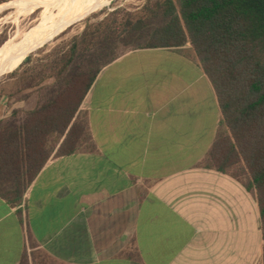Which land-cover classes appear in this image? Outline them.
<instances>
[{"label": "crops", "instance_id": "obj_1", "mask_svg": "<svg viewBox=\"0 0 264 264\" xmlns=\"http://www.w3.org/2000/svg\"><path fill=\"white\" fill-rule=\"evenodd\" d=\"M81 110L91 148L0 198V264H264L256 190L212 167L223 116L191 44L123 54Z\"/></svg>", "mask_w": 264, "mask_h": 264}, {"label": "trees", "instance_id": "obj_2", "mask_svg": "<svg viewBox=\"0 0 264 264\" xmlns=\"http://www.w3.org/2000/svg\"><path fill=\"white\" fill-rule=\"evenodd\" d=\"M188 44L213 84L223 116L212 167L247 177L246 188L258 195L264 237V0H148L139 12L118 9L87 27L58 70L49 99L23 122L0 124V198L20 205L54 152L57 158L70 156L82 151L83 140L91 141L81 106L100 72L122 56L120 47ZM89 48L95 51L89 68L69 72L79 51ZM21 264H29L26 257Z\"/></svg>", "mask_w": 264, "mask_h": 264}, {"label": "rangeland", "instance_id": "obj_3", "mask_svg": "<svg viewBox=\"0 0 264 264\" xmlns=\"http://www.w3.org/2000/svg\"><path fill=\"white\" fill-rule=\"evenodd\" d=\"M3 1L0 0V7L3 6L0 8V50L12 41L27 42L34 34L50 29L60 31L45 45L26 55L14 70L0 78V124H19L25 120L28 112L43 104L56 90L59 83L57 72L61 65L70 60L69 53L75 39L80 38L87 27L93 29L108 14L118 9L130 13L139 12L148 0H81L72 12L73 15L69 10L75 6V1L28 12L17 8L20 2L26 0L1 3ZM70 15L72 18H69ZM82 50L69 64V72L89 68L90 55L95 51L89 48L90 51L84 54ZM129 51V48L120 47L117 54L123 55ZM90 144L88 138L83 140L80 150L89 149Z\"/></svg>", "mask_w": 264, "mask_h": 264}, {"label": "bare ground", "instance_id": "obj_4", "mask_svg": "<svg viewBox=\"0 0 264 264\" xmlns=\"http://www.w3.org/2000/svg\"><path fill=\"white\" fill-rule=\"evenodd\" d=\"M68 1L76 2L75 6H73L72 9L69 10V13L72 14L74 9H76L78 4H80L81 0H26V1L20 2L19 5L17 4L18 5L17 8L23 9V11L28 12V11H33L36 8H40L44 6L57 7L63 3H67ZM69 18H72L71 15L69 16ZM59 32H60L59 29H56V30L50 29L41 34H34L31 40L27 42L12 41L11 43H7L0 50V78L3 76H6L8 73H10V71L14 70L21 63V61L26 57V55H28L30 52L37 49L39 46L44 45L48 41L52 40L55 36L59 34ZM15 49H17L18 51L15 52L14 51Z\"/></svg>", "mask_w": 264, "mask_h": 264}, {"label": "water", "instance_id": "obj_5", "mask_svg": "<svg viewBox=\"0 0 264 264\" xmlns=\"http://www.w3.org/2000/svg\"><path fill=\"white\" fill-rule=\"evenodd\" d=\"M82 20V19H81ZM49 42V41H48ZM45 45V44H44Z\"/></svg>", "mask_w": 264, "mask_h": 264}]
</instances>
